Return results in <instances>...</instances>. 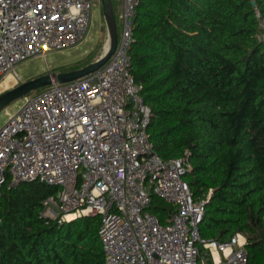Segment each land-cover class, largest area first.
Masks as SVG:
<instances>
[{
    "label": "built area",
    "instance_id": "built-area-1",
    "mask_svg": "<svg viewBox=\"0 0 264 264\" xmlns=\"http://www.w3.org/2000/svg\"><path fill=\"white\" fill-rule=\"evenodd\" d=\"M95 1L0 0V82L32 58L82 44ZM141 1L116 8L122 32L105 66L28 95L0 130V195L33 181L57 188L42 216L59 224L100 217L106 264H249L244 234L202 238L213 189L196 198L184 180L187 159L164 160L150 139L152 111L129 54ZM256 18L264 30L258 9ZM153 196L175 208L166 224Z\"/></svg>",
    "mask_w": 264,
    "mask_h": 264
},
{
    "label": "trees",
    "instance_id": "trees-1",
    "mask_svg": "<svg viewBox=\"0 0 264 264\" xmlns=\"http://www.w3.org/2000/svg\"><path fill=\"white\" fill-rule=\"evenodd\" d=\"M256 9L264 16V0H142L129 54L152 111L155 150L187 159L184 180L196 198L214 191L202 238L242 233L249 264H264V30ZM56 191L41 182L4 188L0 264H106L100 217L59 224L42 216ZM174 209L153 196L163 224Z\"/></svg>",
    "mask_w": 264,
    "mask_h": 264
},
{
    "label": "rangeland",
    "instance_id": "rangeland-1",
    "mask_svg": "<svg viewBox=\"0 0 264 264\" xmlns=\"http://www.w3.org/2000/svg\"><path fill=\"white\" fill-rule=\"evenodd\" d=\"M117 8L123 0H113ZM118 10H116V15ZM119 37H121L122 23L117 22ZM108 47V31L102 13V5L100 0H96L93 6L92 19L90 29L85 41L79 46L51 53L44 57L32 58L15 68L13 74L20 75L21 79H15L12 85H6L1 88L0 94L13 89L23 82L37 78L48 73L70 72L81 69L89 63L98 60L105 49ZM15 77V76H14ZM4 81V80H3ZM1 81L0 84L3 82ZM39 92V91H36ZM24 98L18 99L11 103L5 110L0 112V130L5 126L10 117L17 114L20 108L24 105ZM28 186V185H26Z\"/></svg>",
    "mask_w": 264,
    "mask_h": 264
},
{
    "label": "water",
    "instance_id": "water-1",
    "mask_svg": "<svg viewBox=\"0 0 264 264\" xmlns=\"http://www.w3.org/2000/svg\"><path fill=\"white\" fill-rule=\"evenodd\" d=\"M102 13L108 31L109 48L105 49L102 56L95 62L89 63L85 67L70 72L48 73L37 78L21 83L17 87L0 94V112L5 110L11 103L18 99L46 88L53 83L65 84L79 80L105 66L116 53L119 44V32L116 18V7L113 0H100ZM256 6V1L253 2ZM36 182V181H33ZM26 182V183H33Z\"/></svg>",
    "mask_w": 264,
    "mask_h": 264
},
{
    "label": "bare ground",
    "instance_id": "bare-ground-1",
    "mask_svg": "<svg viewBox=\"0 0 264 264\" xmlns=\"http://www.w3.org/2000/svg\"><path fill=\"white\" fill-rule=\"evenodd\" d=\"M109 48V41H108V47H107V50ZM14 76L13 75H8L4 81L0 84L1 85V88L5 87L6 85H12V83L14 82Z\"/></svg>",
    "mask_w": 264,
    "mask_h": 264
}]
</instances>
